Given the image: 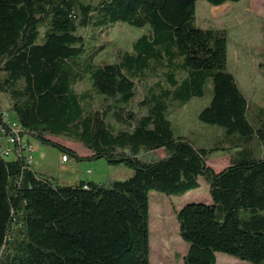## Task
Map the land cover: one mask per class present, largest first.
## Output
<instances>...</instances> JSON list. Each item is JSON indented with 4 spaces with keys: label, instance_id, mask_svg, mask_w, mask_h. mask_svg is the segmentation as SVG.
I'll list each match as a JSON object with an SVG mask.
<instances>
[{
    "label": "trees",
    "instance_id": "1",
    "mask_svg": "<svg viewBox=\"0 0 264 264\" xmlns=\"http://www.w3.org/2000/svg\"><path fill=\"white\" fill-rule=\"evenodd\" d=\"M197 1L0 0V92L22 131L74 160L131 170L59 184L25 157L0 154V264H150L148 192L183 194L200 178L211 203L175 210L183 264H215L217 252L264 264V97L250 106L226 69V29L198 26ZM118 22L145 29L111 62L97 61L106 46L99 38ZM155 76L134 102L137 82ZM84 77L90 86L77 92ZM208 82L212 96L197 118L221 134L196 147L168 116L172 103L202 97ZM157 149L162 157L141 156ZM217 150L229 153L220 170L206 163Z\"/></svg>",
    "mask_w": 264,
    "mask_h": 264
},
{
    "label": "rangeland",
    "instance_id": "2",
    "mask_svg": "<svg viewBox=\"0 0 264 264\" xmlns=\"http://www.w3.org/2000/svg\"><path fill=\"white\" fill-rule=\"evenodd\" d=\"M196 24L200 27H219L227 31V57L226 69L230 71L234 79L249 102L251 107L261 105L264 97V68L261 63L263 57V31H264V0H239L235 3L226 2L218 6H212L206 0H198L195 5ZM145 28H137L127 23L118 22L104 29L99 38L106 46L99 54L97 61L111 62L115 49H129L131 42L144 31ZM43 36V28H40L38 42ZM184 73H178L177 77H183ZM148 78L146 83L137 82V102L143 97L146 86L156 81ZM90 81L84 77L75 85V90L81 92L88 89ZM212 96L211 83L205 86L202 97H194L184 105L171 104L168 119L176 135L187 138L196 147H211L214 140L221 134L220 128L210 126L198 120L197 113L208 104ZM99 97H95L92 105L95 107ZM7 96L0 92V109L6 110L8 119L14 116L9 111ZM0 129V143L5 140ZM60 140V137H57ZM55 140V139H54ZM37 146L33 155L32 169L37 173H43L54 177L55 181L61 176L77 177L86 180L89 177L94 182H101L108 178H124L130 175L131 170L125 166L109 165L102 159L74 160L69 156L68 164L71 168L61 170V153L59 148L43 145L32 139ZM72 142L74 149L79 153L86 150L79 142ZM164 151L157 149L152 153H142V157H162ZM11 158V156L9 157ZM229 153L217 150L211 153L206 160L213 169H221L228 163ZM90 170V173L87 170ZM199 187L194 192L186 191L183 194L167 195L165 193L150 190L149 198V231H150V264H183L182 256L187 250V243L178 233V224L175 210L188 202L211 203L207 184L199 179ZM58 182V181H57ZM56 183V182H54ZM215 264H251L232 255L223 252L216 253Z\"/></svg>",
    "mask_w": 264,
    "mask_h": 264
},
{
    "label": "built area",
    "instance_id": "3",
    "mask_svg": "<svg viewBox=\"0 0 264 264\" xmlns=\"http://www.w3.org/2000/svg\"><path fill=\"white\" fill-rule=\"evenodd\" d=\"M0 117L4 120L6 129H1L3 135L6 136L5 140L8 147H0V154L4 157H25L26 161L30 163L32 143L31 139L22 131L21 124L15 118L13 120L8 119V113L6 110L0 109ZM62 161L69 159L66 154H61Z\"/></svg>",
    "mask_w": 264,
    "mask_h": 264
},
{
    "label": "crops",
    "instance_id": "4",
    "mask_svg": "<svg viewBox=\"0 0 264 264\" xmlns=\"http://www.w3.org/2000/svg\"><path fill=\"white\" fill-rule=\"evenodd\" d=\"M226 3V2H225ZM223 4V3H222ZM211 5V4H210ZM221 5V4H220ZM212 6H218V5H212ZM31 139V138H30ZM33 139V138H32ZM53 139H55L56 141H58L59 143L67 146V147H70L72 149H74V145L72 144V142H69V140H60L59 138L57 137H54ZM32 143V141H31ZM0 147H8V144L6 141H2V143H0ZM37 146L33 145L32 143V151H31V160H30V164L32 165V160H33V155L32 153L34 152V150L36 149ZM38 148V147H37ZM76 151V153L80 156H89L90 155V151L86 148V150H83V153H79L76 149H74ZM62 154V153H61ZM61 157V155H60ZM72 158V157H71ZM73 159V158H72ZM68 161L69 159L65 160V161H62L61 160V164H60V169L61 170H68L69 168H71V164H68ZM228 164V163H227ZM226 164V165H227ZM225 165V166H226ZM224 166V167H225ZM212 167V166H211ZM214 170H220V169H214ZM87 172L90 173V170L88 169ZM88 180H91L89 177H87ZM77 180H79V178H73V177H67V176H61L60 178L57 179L58 183L59 184H73L74 182H76ZM199 184H200V181H199ZM191 192H194L195 190L194 189H191L190 190Z\"/></svg>",
    "mask_w": 264,
    "mask_h": 264
}]
</instances>
